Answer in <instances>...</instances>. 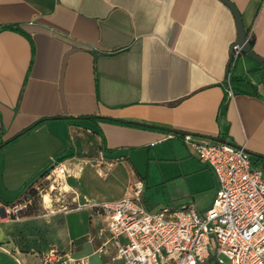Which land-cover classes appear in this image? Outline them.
<instances>
[{
  "label": "crops",
  "instance_id": "1",
  "mask_svg": "<svg viewBox=\"0 0 264 264\" xmlns=\"http://www.w3.org/2000/svg\"><path fill=\"white\" fill-rule=\"evenodd\" d=\"M231 1L264 57V0ZM237 36L221 0H0V264H21V253L43 264L52 250L75 257L86 244L93 251L78 257L92 264L99 239L88 235H97V218L106 222L94 206L133 196L139 185L145 202L154 162L179 165L173 174L161 169L160 183L189 182L192 196L174 195L172 207L207 210L216 176L184 133L246 143L264 173V63L245 52L231 63ZM229 71L234 99L225 91ZM62 157L86 206L6 215ZM206 173L214 192L200 208L191 178ZM22 223L27 231L2 230ZM20 235L35 242L21 245Z\"/></svg>",
  "mask_w": 264,
  "mask_h": 264
},
{
  "label": "built area",
  "instance_id": "2",
  "mask_svg": "<svg viewBox=\"0 0 264 264\" xmlns=\"http://www.w3.org/2000/svg\"><path fill=\"white\" fill-rule=\"evenodd\" d=\"M247 41L255 39L249 28ZM231 63L243 53L232 45ZM225 91L234 99L229 71ZM185 144L214 172L217 191L211 206L195 204L149 209L142 185L135 195L102 202L94 209L106 216L98 230L97 254L102 264H264V173L253 165L246 143L181 135ZM104 154L101 152V159ZM45 264H91L88 257H73L52 250Z\"/></svg>",
  "mask_w": 264,
  "mask_h": 264
},
{
  "label": "rangeland",
  "instance_id": "3",
  "mask_svg": "<svg viewBox=\"0 0 264 264\" xmlns=\"http://www.w3.org/2000/svg\"><path fill=\"white\" fill-rule=\"evenodd\" d=\"M178 167L179 165L175 163L161 165L160 167L158 165V162H154L151 167L152 174L154 176L152 177V181H150V185L147 188L148 194H146L145 196V198H147L145 202L149 209L158 210L166 206H175L176 202L173 198L174 195L177 196L181 193L189 196L191 195L189 193V182L185 179L186 177H180L178 180L175 179L174 181L177 182H173L169 185L160 183L162 182L159 179L161 178V169L162 171L164 170L165 172L173 174L178 171ZM194 175L195 176H192L191 178V183L195 188L193 190H195V192L196 190L198 191L197 194L194 195L196 196L197 202L201 206L200 208H206L210 204V200L212 199V195L214 192L213 189L204 187L206 186V184H208V180L210 179L209 173ZM75 177L74 165L71 166L69 164H66V162H56L50 168L47 174L39 175L22 190L17 202L11 204L10 208L7 209L6 215H22L31 211H34L36 213H44L47 212V210L56 209L70 212L72 210H80L81 208H84L86 206V200L83 197L82 193L78 190ZM158 180H160L159 183L157 182ZM46 195L49 198L47 202H45ZM99 218H97L96 220L98 226H96V228H98V230L105 225L102 217ZM28 227H30V223H22L19 224L18 227H16L15 225H9L2 228V230L16 232L22 230L27 231ZM40 233L44 232L42 231ZM88 237H92L93 240L95 239V241L98 242L97 235L95 233L93 235H88ZM32 238L33 236L25 238L23 235H20L19 242L21 245L27 246L35 242V240H33ZM36 238H38V236H36L35 239ZM83 243H88L87 236ZM96 245L98 246L97 243ZM84 248L85 251H83V249L75 251V257L82 256L88 253L90 254L93 251V248L92 246H90V244H86ZM20 258L21 264H35L33 260H35L36 257L34 256L30 257L26 256L25 253H21ZM103 259L104 258L100 257L98 254H91L92 264H100L101 261L103 262ZM45 260L46 258H44V261ZM43 264H45V262H43Z\"/></svg>",
  "mask_w": 264,
  "mask_h": 264
},
{
  "label": "water",
  "instance_id": "4",
  "mask_svg": "<svg viewBox=\"0 0 264 264\" xmlns=\"http://www.w3.org/2000/svg\"><path fill=\"white\" fill-rule=\"evenodd\" d=\"M221 1L223 3H225L232 10V12L235 16L236 23H237V31H238V36H237L236 42L242 46L243 52L247 53L251 58H253L259 62L264 63V57L257 54L252 49V43L247 41V39H246L247 32H246L245 26L243 24L241 14H240L239 10L237 9V7L235 6V4L233 3V1H231V0H221ZM219 141L225 142L223 140H219ZM0 148H1V146H0ZM4 210H5V208H4Z\"/></svg>",
  "mask_w": 264,
  "mask_h": 264
},
{
  "label": "trees",
  "instance_id": "5",
  "mask_svg": "<svg viewBox=\"0 0 264 264\" xmlns=\"http://www.w3.org/2000/svg\"><path fill=\"white\" fill-rule=\"evenodd\" d=\"M254 40L251 41V43H253ZM66 159V157H62V158H59L56 162L60 163V162H63L64 160ZM55 164V163H54ZM52 164L48 169H46L43 173H41V175H45L49 172L50 168L54 165ZM10 204V203H9ZM34 214H39V212H34V211H31L29 213H26V214H22V216H29V215H34ZM61 253V252H60Z\"/></svg>",
  "mask_w": 264,
  "mask_h": 264
},
{
  "label": "bare ground",
  "instance_id": "6",
  "mask_svg": "<svg viewBox=\"0 0 264 264\" xmlns=\"http://www.w3.org/2000/svg\"><path fill=\"white\" fill-rule=\"evenodd\" d=\"M48 199H49V198H48V196L46 195V196H45V202H47V201H48Z\"/></svg>",
  "mask_w": 264,
  "mask_h": 264
}]
</instances>
